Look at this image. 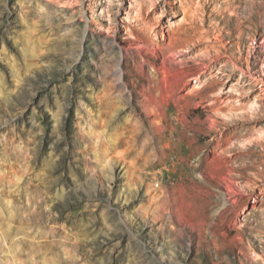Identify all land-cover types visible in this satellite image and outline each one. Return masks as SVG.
<instances>
[{
  "label": "rangeland",
  "instance_id": "374dc122",
  "mask_svg": "<svg viewBox=\"0 0 264 264\" xmlns=\"http://www.w3.org/2000/svg\"><path fill=\"white\" fill-rule=\"evenodd\" d=\"M0 264H264V0H0Z\"/></svg>",
  "mask_w": 264,
  "mask_h": 264
},
{
  "label": "bare ground",
  "instance_id": "6f19581e",
  "mask_svg": "<svg viewBox=\"0 0 264 264\" xmlns=\"http://www.w3.org/2000/svg\"><path fill=\"white\" fill-rule=\"evenodd\" d=\"M188 12V11H187ZM186 13V12H185ZM184 13V14H185ZM125 18H128V17H125ZM127 20V19H126ZM129 20H130V18H129ZM130 25V24H129ZM159 25V24H158ZM131 26V25H130ZM126 28H128V25H126ZM163 28V27H162ZM162 28L160 29V31H161V33H160V37H161V40H164L165 39V37H166V35L164 34V31H162ZM164 30V29H163ZM169 34V33H168ZM166 40V39H165ZM158 42H156V44H157ZM138 48V47H137ZM138 52V51H137ZM141 54V53H140ZM139 56H141V55H139ZM139 66V65H138ZM140 67V69H142V65H140L139 66ZM144 69V68H143Z\"/></svg>",
  "mask_w": 264,
  "mask_h": 264
}]
</instances>
